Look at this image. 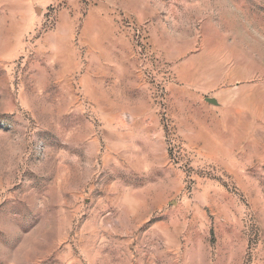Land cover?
<instances>
[{
	"label": "rangeland",
	"instance_id": "obj_1",
	"mask_svg": "<svg viewBox=\"0 0 264 264\" xmlns=\"http://www.w3.org/2000/svg\"><path fill=\"white\" fill-rule=\"evenodd\" d=\"M0 264H264V0H0Z\"/></svg>",
	"mask_w": 264,
	"mask_h": 264
}]
</instances>
